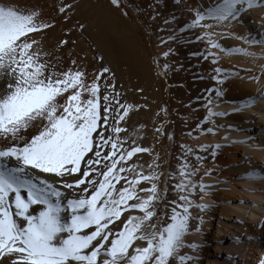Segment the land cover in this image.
Instances as JSON below:
<instances>
[{
  "label": "snow or ice",
  "instance_id": "1",
  "mask_svg": "<svg viewBox=\"0 0 264 264\" xmlns=\"http://www.w3.org/2000/svg\"><path fill=\"white\" fill-rule=\"evenodd\" d=\"M111 3L121 6L120 0ZM76 7L62 0L57 11L68 21ZM254 8H264V0H221L204 11L195 9L191 22L179 31L203 29L196 40L206 41L207 47L192 55L213 64L219 57L212 49L256 58L248 48L225 49L215 38L220 33L213 31L231 29ZM54 26L33 6L0 0V264H176L177 259L187 264L196 259L178 253L185 246L199 247L186 245L184 238L193 230V220L196 232L204 224L203 216L194 217L192 209L211 208L193 195L202 200L211 194L212 186L197 177L205 159L199 152L213 146L197 150L181 144L176 169L165 178L159 153L139 142L146 126L129 133L132 114L140 106L127 99L104 57L98 58L100 66L92 72L76 60L70 68L52 62L43 38ZM76 27L83 31L85 26ZM230 34L249 46L264 47V39ZM181 39L173 34L161 43ZM68 43L62 39L58 46ZM214 71L213 79L223 84V70ZM212 91L216 97L223 95L219 88ZM257 100H264V95L239 101L235 111L252 107ZM212 102L209 97L208 105ZM161 111L167 116L166 109ZM224 115L208 107L203 123ZM202 130L214 132L212 127ZM154 132L161 138L168 134L164 123ZM169 139L174 140V134ZM141 154H148L151 161H143ZM212 171L204 175L211 176ZM244 178L264 176L253 171ZM169 180L174 181L171 200ZM161 201L166 225L157 215Z\"/></svg>",
  "mask_w": 264,
  "mask_h": 264
},
{
  "label": "rangeland",
  "instance_id": "2",
  "mask_svg": "<svg viewBox=\"0 0 264 264\" xmlns=\"http://www.w3.org/2000/svg\"><path fill=\"white\" fill-rule=\"evenodd\" d=\"M32 1L16 0L21 5L36 6L45 19L54 23L55 26L47 30L49 35L43 38L46 44L43 47L46 50L50 47L48 50L53 63L60 64V68H70L73 66L71 61L76 60L78 64H86L92 72L99 68L98 58L103 56V63L115 71L117 82L123 86L127 99L140 106L132 114L128 131L131 134L133 130L139 131L141 125L146 126L139 142L159 153L166 175L176 169L181 144L199 150L193 141L202 129L209 126L203 123L208 99L211 97L212 101H219L226 96L216 97L212 91L220 87L213 79L211 62L192 55L204 51V46H200L202 41L196 40L200 29L179 31L193 18L194 11L187 3L184 6L182 1L177 3L176 0H120L121 6L116 7L111 0H65L77 5L72 19L65 21L57 11L62 0H38V5ZM77 23L85 26L83 31L76 27ZM173 34L182 39L161 43L162 39L166 40ZM62 39H68L69 43L59 47ZM165 52H169L167 57ZM161 109L167 110V116ZM159 123H164L168 133L162 138L154 132ZM173 134L174 140H170L169 136ZM199 154L205 157L199 168L213 157L204 151ZM141 155L143 161L150 162L152 159L148 154ZM173 183L168 181V200L174 198ZM164 211L165 202L161 201L157 204V215L161 217V224L166 225L169 221ZM235 232L240 235L241 242L247 240L244 234ZM255 252L257 259L252 264H259L261 253ZM241 260V251L231 248V264H241Z\"/></svg>",
  "mask_w": 264,
  "mask_h": 264
},
{
  "label": "bare ground",
  "instance_id": "3",
  "mask_svg": "<svg viewBox=\"0 0 264 264\" xmlns=\"http://www.w3.org/2000/svg\"><path fill=\"white\" fill-rule=\"evenodd\" d=\"M37 1L32 2L38 5ZM179 1H182L184 6L187 3L193 11L197 8L204 11L221 2V0ZM188 11L191 10L188 9ZM211 22L206 21V23ZM198 31L200 32L197 36L201 35L204 30ZM213 31L220 33L215 38L225 49L248 48L249 51L255 52L257 57L228 54L219 49H212L217 53L219 62L210 63V66L214 76L217 75L215 68L219 67L223 70L220 76L224 83L219 84L216 80L215 82L223 91V96L226 97L223 100L213 101L210 106L207 104L205 116L206 118L208 116V107H212L217 112H224L226 115L213 117V122L208 123V127H212L214 132L209 134L201 131L193 141L199 149L201 145L213 146L204 152L216 153L210 161L200 167L197 177V179L203 177V182L212 186L211 194L204 195L202 200L199 196L193 195L194 200L209 204L211 208L206 212L192 209L194 217L203 216L204 224L201 225V231L196 232L194 231L196 223L193 220L191 222L193 230H190L184 239L186 245L197 244L199 247L193 249L185 246L179 250L178 255L196 258L187 261V264H231V248H234L236 251H241V264H252L256 258L255 250L260 251V257L264 258V227L261 226L264 224V179L244 177L253 171L264 176V100H257L254 106L247 107L243 111L236 112L235 110L240 107L239 101L264 95V75H261V65H264V47L259 44L249 46L235 39L230 33L247 36L250 40L264 39V8H254L242 17V22L235 23L231 29L217 27ZM126 33L130 34L128 31ZM200 44H203L200 46H204V49L205 46L207 47L206 41ZM253 75L260 77L258 82L250 78ZM242 140H247V143L233 142ZM216 144L222 147L215 149ZM208 169L213 170L211 176L204 175ZM165 176L167 178L166 174ZM234 215H236L235 221ZM232 227L240 234H244L247 240L241 242L240 235ZM176 264H179L178 259Z\"/></svg>",
  "mask_w": 264,
  "mask_h": 264
}]
</instances>
